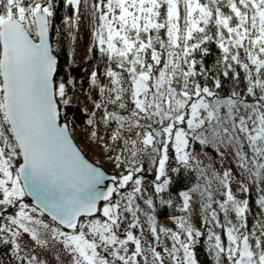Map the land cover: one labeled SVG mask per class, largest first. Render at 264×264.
<instances>
[{
  "label": "snow or ice",
  "instance_id": "6c2138e0",
  "mask_svg": "<svg viewBox=\"0 0 264 264\" xmlns=\"http://www.w3.org/2000/svg\"><path fill=\"white\" fill-rule=\"evenodd\" d=\"M85 6L93 21L89 51L105 58L107 78L90 73L98 99L86 124L117 175L89 162L74 142L67 111L76 80L58 79L57 16L71 9L61 20L78 28ZM213 46L219 54L208 64ZM196 143L221 159L230 155L245 180L231 168L209 178L197 160L205 184L177 193L184 215L172 217L173 229L158 219V208L176 206L172 173L181 168L169 167L170 149L190 168ZM234 180L249 196L254 186L264 217V0H0V251L7 264H201L202 240L212 264H264V219L249 228L250 198H238ZM197 193L202 228L191 219Z\"/></svg>",
  "mask_w": 264,
  "mask_h": 264
},
{
  "label": "trees",
  "instance_id": "16d2710c",
  "mask_svg": "<svg viewBox=\"0 0 264 264\" xmlns=\"http://www.w3.org/2000/svg\"><path fill=\"white\" fill-rule=\"evenodd\" d=\"M89 2L91 3L92 0H89ZM88 13H90V9L86 6L83 7L82 18L80 20L79 27L69 29L68 26L63 24L61 17L63 15H71L72 12L71 9H64L62 7L59 15L57 16V26L60 29V35L59 38L56 41H54V43L58 44L57 55H58V63L60 65V72L58 79H66L68 77H72L76 80L75 87L72 88L70 86L69 95L72 97V104L69 110L67 111L68 120L74 121V123L72 124V128H73V138L75 139V142L78 139L81 140V142H85L87 139L86 137L90 131L89 126L86 124V120L90 112L87 110L85 105L82 104L81 101V97L83 96L85 97L88 94L87 93L88 90L92 86L89 79L90 73L93 70H98L99 78L105 77L104 76L105 58H103L100 55L98 49H94L92 52L89 51V48L92 47V37L90 38L91 41L87 42V46H84L83 50L82 49L76 50V46L74 47V42L71 36L69 35V32H71V34L75 36L80 32L82 25L86 24V23H82V19L83 17L86 19L85 16ZM218 54H219L218 49H216L215 46H213L210 56L206 58V63L211 64ZM230 87H231L230 84H225L224 93H227ZM83 103H86L85 98L83 99ZM123 114L127 115V113H123ZM113 127H115V125H113ZM195 147L205 148L203 146H200L198 143L195 144L194 148ZM83 153L88 159H91L95 164L99 165L98 160L100 158L93 157L90 154V151H84ZM144 159H145L146 179L148 181H151L154 179V173L151 171H147L149 167L147 162V157H145ZM191 165L192 166L190 168H185L182 165H180L178 161L175 159L174 150L170 149L169 167L181 168L180 172L172 173V177H173L172 188L175 189V191L173 192V197L176 206L173 208H168V207L158 208V219L166 218L167 216L174 217L182 214V212L179 211L180 199L177 197V193L179 191L187 190L188 188L194 186L197 182L199 183L201 182V177L198 175V172L196 171V165H194L192 161H191ZM106 171L108 170L106 169ZM238 172H239L238 178L240 180H245V177H243L240 174L239 168H238ZM112 174L115 175L114 173ZM151 192H152V188L148 187V193ZM245 195L246 198H250L251 211L248 213V226L249 228H251L254 224H256L257 220L264 219V217L259 216L258 214L259 210L254 203L258 195V193L254 189V186H252V191L250 192V196L249 194H245ZM25 201H27V198ZM44 219L49 220V218L45 216ZM221 220H223L222 213H221ZM223 239L226 241L225 236H223ZM197 252H198V259L201 261V264H212V257L207 254L206 245L203 240L201 241V245L198 246ZM0 259H2L5 262V264H7V261L9 260V254L6 251H0Z\"/></svg>",
  "mask_w": 264,
  "mask_h": 264
},
{
  "label": "rangeland",
  "instance_id": "374dc122",
  "mask_svg": "<svg viewBox=\"0 0 264 264\" xmlns=\"http://www.w3.org/2000/svg\"><path fill=\"white\" fill-rule=\"evenodd\" d=\"M86 19L83 17L82 23H86L82 25V28L80 29V32L75 36L76 39L74 42V47L76 46V50L84 48V46H87V42L91 41L90 38L92 37V31H93V21L90 13H88L86 16ZM81 23V24H82ZM88 23V24H87ZM102 82L107 83V78H99ZM88 94L84 97L86 100V103H83V97H81L82 104L85 105L87 110L91 112L93 110V103L92 101L95 99H98L97 92L93 89L91 86L90 89L87 92ZM91 97V98H90ZM85 142H81V140H77L76 144L79 146V148L82 149V151H90V154L93 157L100 158L98 160V164L102 166L104 169H107L109 172L114 173L117 175L120 172V169H117L113 162L108 159V153H105L102 151V148L99 144L95 143L94 141L90 140L89 134L86 137ZM75 140V139H74ZM201 146V145H200ZM221 151H224V149H221ZM194 155L196 157V160H193V164H197V160L201 162L200 167L206 169V175L207 177L211 178L213 171L222 173L223 170L227 168H231L234 177L238 178V167L236 165V161L229 155L225 159H221V157L217 154V152L211 148V147H205V148H198L195 147L193 149ZM196 171L198 172V175L201 177V185L205 184V177L200 175L199 170L196 167ZM117 172V173H116ZM239 179V178H238ZM240 180V179H239ZM232 188L234 193L238 196V198H246V195L244 193H241L239 191L238 184L236 180L233 181ZM212 191L215 194L216 199L220 200L223 199V196L221 195V190L216 182H213L212 184ZM27 202V201H25ZM28 203V202H27ZM32 206L31 204H29ZM216 206V205H214ZM218 207V206H216ZM181 215H184L182 213ZM179 216V215H177ZM202 216L203 212L201 209V198L200 195L197 193L193 196V202H192V208H191V219L192 222L196 225L197 228H202ZM173 216H167L166 218H159V222L163 224L164 226L171 227L175 229V223L172 219ZM230 219H235L233 214H229ZM44 219V217H43ZM46 222L52 223L51 220H46ZM151 239V237H148ZM226 238V236H225ZM27 239V237H25ZM170 244V241H167ZM49 259H52V257H49Z\"/></svg>",
  "mask_w": 264,
  "mask_h": 264
},
{
  "label": "water",
  "instance_id": "95a60500",
  "mask_svg": "<svg viewBox=\"0 0 264 264\" xmlns=\"http://www.w3.org/2000/svg\"><path fill=\"white\" fill-rule=\"evenodd\" d=\"M73 140H74V138H73ZM74 142H75V140H74ZM76 143V142H75ZM78 146V145H77ZM79 147V146H78ZM81 149V148H80ZM82 150V149H81ZM83 152V151H82ZM84 154V153H83ZM85 155V154H84ZM85 158L86 159H88L86 156H85ZM89 160V162H91V163H93V164H95L91 159H88ZM96 166H98V167H101L102 168V170H104L105 171V174L106 175H108V176H111V175H113L112 173H109L108 171H106V169H104L102 166H100V165H97V164H95ZM106 184H108V185H110L111 184V181H106ZM27 198V201H28V203L29 204H31V205H34L36 202H35V199H34V197H26ZM45 217H47V218H49L50 220H51V218L47 215V214H45Z\"/></svg>",
  "mask_w": 264,
  "mask_h": 264
}]
</instances>
